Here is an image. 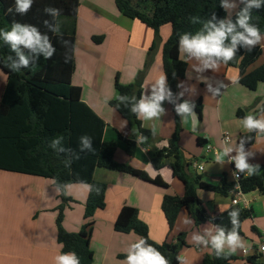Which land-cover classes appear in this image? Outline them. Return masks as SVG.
Returning a JSON list of instances; mask_svg holds the SVG:
<instances>
[{"label": "crops", "instance_id": "crops-1", "mask_svg": "<svg viewBox=\"0 0 264 264\" xmlns=\"http://www.w3.org/2000/svg\"><path fill=\"white\" fill-rule=\"evenodd\" d=\"M63 23L67 24L69 21L64 19ZM65 32L71 33L70 28ZM171 34L169 28L162 26L155 49L150 52L155 39L154 31L139 20L121 15L115 0H79L72 85L82 89V101L106 123L103 140L116 142L119 146L115 160L146 173L150 180L97 168L94 181L107 185L106 207L97 210L88 222L84 219V213L90 186L72 185L76 186L72 188L78 190L81 195L82 205L73 208L75 204L70 203L68 207L78 211L72 213L68 208L64 227L69 233H82L93 252V264H121L126 259L130 246L140 239L135 233L123 234L114 228L115 221L124 206L138 210L139 218L149 227L150 239L157 244L166 241L175 244L180 233H187V246L180 252L184 264H202L204 254L212 251L209 245L196 244L192 236L193 234L203 236L210 243L212 236L216 235L214 224L205 222L195 229L187 210L183 209L172 233L169 234L167 220L162 211V202L166 194L182 197L185 193L183 183L174 176L170 166L157 171L151 164L152 156L168 146V140L176 127L175 115L166 93L165 98L159 102L163 112L158 118L139 119L141 126L151 132V137L146 141L139 138L127 121L111 106V102L118 97L115 89L117 77L121 84L127 86H133L137 78H141L142 95L149 99L156 80L160 76L165 79L162 51ZM257 46L264 49V39L251 47ZM154 52L155 57H153ZM181 58L188 64V68L185 78L178 84L177 107L187 103L191 109L188 113L178 114L182 128L180 147L188 166L186 172L191 176H200L204 182L214 185H220L222 177H226L228 183L237 184L233 177L235 162L230 163L228 158L237 156L242 137L250 133L244 129L243 119L237 117V111L242 109L247 115L252 114L258 119L264 117V83L259 84L256 91H250L240 84L237 67L217 63L204 57L197 58L182 48ZM213 63L219 67L214 69L211 66ZM263 64L264 57H261L248 69V73ZM6 83L7 77L0 70V100ZM217 89L220 94L214 95ZM199 100H202L203 104L202 119H199L195 110ZM224 134L230 137L228 143L223 140ZM198 138L203 140L202 145L198 144ZM124 139L136 140L137 148L133 157L127 155V144ZM206 145H211L220 154L225 148H231L232 151L218 161L215 159L214 150L209 153L206 151ZM243 151L249 166H264V133L258 132L253 145L248 148L243 147ZM170 163L172 160L167 164ZM195 165H203L204 170L199 171ZM247 176L245 169V177ZM13 180L21 182L20 185L28 183L23 185L27 193L28 189L35 187L37 191L31 188L29 193L34 201L37 199L40 202L36 208L28 212L24 221L30 223L26 231L29 236L27 241H24L23 237L24 217L18 202L20 188L11 192L6 187L8 182ZM157 182L166 185L167 188L160 187ZM29 183H33V186ZM47 186L56 188L53 181L46 178L0 170V206L5 205L7 212H10L5 219L0 217V264H55V257L61 254L57 229H50L49 233H46L45 230L40 231V223L37 225L39 220L37 216L41 212L45 198L43 191ZM4 189H8L10 193L6 198H2ZM17 191L18 194L15 193ZM54 195L58 196L56 192ZM69 197L77 203L75 196ZM198 197L202 201L206 217L222 213L232 207L252 210V216L243 222L242 235L239 236L245 244V249H252L258 243L260 235L264 232V194L258 190L251 193L242 192L236 206L232 204L236 198L235 194L225 197L216 192L199 189ZM47 218L50 226L52 222L55 224L56 213H52ZM20 223L21 228L16 230L15 236L8 235L6 229ZM32 238L35 239L34 242ZM243 250L237 249L235 253L230 254L237 258L235 264H251L249 258L243 256ZM227 252L226 246L224 253ZM256 264L263 262L257 258Z\"/></svg>", "mask_w": 264, "mask_h": 264}, {"label": "trees", "instance_id": "trees-1", "mask_svg": "<svg viewBox=\"0 0 264 264\" xmlns=\"http://www.w3.org/2000/svg\"><path fill=\"white\" fill-rule=\"evenodd\" d=\"M115 1L121 15L139 20L154 31L155 39L150 52L155 49L160 28L167 24L172 27V34L163 46L162 59L165 93L175 114L176 127L168 140V146L157 151L151 158V164L157 171L170 166L174 176L185 188L182 197L166 194L163 198L162 211L167 220L169 234L172 233L180 212L185 209L195 229L205 222H211L216 228V234L223 229L227 235L233 227L229 213L236 209L239 210L237 231L242 235V224L251 218L252 210L232 207L214 216H205L206 212L198 197V190L216 192L228 197L230 194H236L237 184L228 183L226 177H222L220 185H214L204 182L200 176H191L186 172L187 164L180 147L182 128L176 108L178 84L185 78L188 68V64L181 58L182 35L187 34L188 38L192 39L197 35L207 36L214 30L212 26L218 28L221 22L225 24L231 22L235 25L238 15L247 7L249 0H234L233 2H237V11L231 18H228L226 9L231 0H151L153 10L149 13L141 11L132 0ZM78 8L79 0H33L27 14L20 15L15 11V0H0V29L10 31L14 22L36 26L41 35L49 37L50 43L56 49L50 59H44L42 52L33 54L23 45H19L20 52L29 57L30 63L27 68L20 66L18 70H13L11 65L18 63L19 57L10 44L5 43L0 37V70L7 77L0 100V170L39 176L53 181L54 186L60 191V199L67 206L76 201L65 195L66 186L89 185L90 191L84 213V219L88 222L97 210L106 207L107 185L94 181L97 168L150 180L146 173L115 160L117 143L103 140L106 123L82 101V89L72 85ZM249 16V24L258 27L260 35L264 36V0H260L259 8L253 6L249 9ZM64 19L69 23L64 24ZM60 21L63 28L58 32ZM69 28L71 33H66ZM243 31L236 26V32ZM230 45L231 35H228L224 40V46ZM261 57H264L262 47L257 46L248 51L241 42L236 45L235 58L227 63L228 66L239 69V82L250 91H256L259 84L264 83V64L248 73V69ZM204 58L223 63L222 58L215 56ZM115 89L118 97L123 96L126 99L121 101L117 97L111 102V106L127 121L130 128L136 131V135H141L144 141L148 140L151 132L141 126L140 120L131 111L133 105L141 99L142 79L137 78L133 86H127L121 84L117 77ZM152 95L153 93L149 95V99ZM202 106V100L195 105L199 119H202ZM246 115L242 109L237 111V117L240 119ZM254 118L258 119L257 116ZM257 134L258 131L254 130L244 135L241 139L244 141L243 147L253 145ZM85 140L88 141V146H85ZM124 140L127 144V155L133 157L137 148L136 140ZM198 144H203L201 138H198ZM166 160H172V163L167 164ZM157 184L167 188L160 182ZM239 185L244 193L258 190L264 194V166L259 167L258 174L243 177ZM63 221L60 210L57 218V239L61 246V254L74 253L78 264H93V252L89 242L82 233L66 232L62 228ZM114 228L119 233H135L146 239L147 243L159 250L170 264L181 263L177 257H180L181 250L187 246V233H180L175 244L167 241L157 244L150 239L149 227L139 218L138 210L130 206L121 209ZM208 245L212 251L204 254L202 264H235L237 260L235 256L227 254L225 258L223 256L225 253H222L221 257L217 258L216 250L212 248L211 243ZM248 260L251 264H256V258Z\"/></svg>", "mask_w": 264, "mask_h": 264}, {"label": "clouds", "instance_id": "clouds-1", "mask_svg": "<svg viewBox=\"0 0 264 264\" xmlns=\"http://www.w3.org/2000/svg\"><path fill=\"white\" fill-rule=\"evenodd\" d=\"M32 4L33 0H15V11L20 15H25L31 9ZM253 6L259 8L260 0H249L247 7L238 15L235 25L231 22L227 24L221 22L218 28L213 25L212 27L214 30L210 31L207 36L197 35L192 39H189L187 34H183L180 40V47L197 58L204 56H208L209 58L212 56L222 58L224 64H227L235 58L236 45L238 43L242 42L248 47V51H251V46L258 44L264 39V37L260 35L259 28L249 24V9ZM45 10L58 11L53 9ZM9 11H11V9H9ZM44 23L47 25V21ZM237 25L244 31L236 32ZM228 35H231V45L225 47L224 40ZM0 37L3 38L5 43L10 44L12 50L15 51L19 57L18 63L11 65L13 70H18L20 66L27 68L30 63L29 57L20 52L19 45H23L33 54L42 52L44 54V59H50L56 52V49L50 43L49 37L47 35H41L37 27L33 25H22L19 22H14L10 31L0 29ZM206 66L208 65L206 64ZM211 66L214 69L219 67L215 63ZM233 82L235 83V81ZM164 84L165 79L163 76H160L153 86L152 98L147 99L142 95L141 99L133 105L131 111L136 114L138 119L149 120L154 117L158 118L163 112V109L159 106V102L165 98ZM219 94V89H217L214 95ZM118 99L122 101L126 99V97L121 96L118 97ZM176 111L178 114L188 113L191 109L188 104L185 103L179 105ZM242 124L244 129L249 132L255 130L264 133V117L256 119L252 114H249L243 118ZM84 143L85 146H88L87 140H85ZM243 143L244 141L241 140L240 147L237 149L238 154L233 158L236 168L242 172L247 169L248 176H252L254 173L258 174L259 165L251 167L246 163ZM230 151H232L231 148H225L222 154H216L215 159L218 161L222 160V157L227 155ZM229 216L233 225L232 230L226 235L225 231L221 229L215 236H212L210 241L212 248L216 250L215 255L217 258L221 257L226 246L228 248L227 254L235 253L237 249H245V244L237 231L239 210H232ZM185 223H188V221H185ZM192 240L195 241L196 244H203L205 246L209 243L203 236L196 234H193ZM227 254L223 256L226 258ZM177 259L181 264H184L183 257L178 256ZM55 264H78V261L74 253L59 254L55 257ZM121 264H170V262L159 250L148 244L146 239L140 238L136 243L130 246L127 251L126 259L122 261Z\"/></svg>", "mask_w": 264, "mask_h": 264}, {"label": "rangeland", "instance_id": "rangeland-1", "mask_svg": "<svg viewBox=\"0 0 264 264\" xmlns=\"http://www.w3.org/2000/svg\"><path fill=\"white\" fill-rule=\"evenodd\" d=\"M133 3L136 5V7H138L141 11L143 12H152L153 10V3L151 0H132ZM234 0H231L229 1L230 4L228 6L227 9V12H228V18H231L235 12L237 11V2H233ZM63 24H61V21H60V25H59V30L58 32L62 31V26ZM165 27L169 28L171 30V33H172V27L170 24H167V25H164ZM163 53V51H162ZM156 54L154 52L153 54V57H155ZM163 58V56H162ZM2 73L6 76V74L2 71ZM144 74V73H143ZM175 115V114H174ZM136 132V131H135ZM117 150H119V146L117 145ZM15 180L13 181H10L8 182V184L6 185V187L12 192V190L14 189H17L18 187L20 188V196L18 197V202H19V205L21 206L22 208V216L24 217L22 219V221H26V218H27V214L30 210H33L34 208H36L38 206V204L40 202L37 201V199L34 201L33 200V197L31 196V194L29 193V190H32L34 189V191H37V189L35 187H31L30 189H28V193H27V189L23 186V185H27L28 183H23V185H20L21 182H17ZM31 184V186H33V183H29ZM72 185H82L83 184H69L68 186H66V188L64 189V193L67 197L69 196H75V198H77V203L75 202L73 205V208H77L79 207V205H82V201H81V195L78 193V190H74V188L72 187H76V186H72ZM89 186V185H88ZM18 188V189H19ZM7 189V190H8ZM6 189H4L2 191V198H6L10 193L7 191ZM55 191L56 192V195H58L57 197H55ZM16 194L19 193V191L15 192ZM43 193L45 194V198L43 199V206L41 208V212L38 214L37 216V225H39L40 223V231H44L46 233H49L50 229H54L56 230L57 229V232H58V227H57V218L59 216V211L61 210L62 211V214H63V218L65 220V214L67 213L68 211V208L69 210H71L70 207H68L67 205L63 204L62 200L60 199V191L59 189L57 188H49L47 186V189L45 191H43ZM15 196V195H14ZM71 198V197H69ZM72 199V198H71ZM54 203V204H53ZM77 209H73L71 210L72 213H77ZM56 213V222L55 224L52 222V225L50 226V223H49V219L47 217H50L52 215V213ZM2 214V215H1ZM10 212L8 213L7 212V207L5 205H1L0 206V217L1 219H5L7 215H9ZM36 218V216H35ZM29 225L30 223H27V222H24L23 223V237H24V241H27L29 236L28 234L26 233V231L28 230L29 228ZM65 224H64V221H63V224H62V228L68 232L66 229H65ZM21 228V223L19 225H12L11 228H7L6 231H8V235H12V236H15V232L16 230H19ZM4 230V229H2ZM82 230H83V227H82ZM76 234V233H75ZM77 234H80L77 233ZM49 239V236L47 238V240ZM33 242L35 239H33Z\"/></svg>", "mask_w": 264, "mask_h": 264}, {"label": "built area", "instance_id": "built-area-1", "mask_svg": "<svg viewBox=\"0 0 264 264\" xmlns=\"http://www.w3.org/2000/svg\"><path fill=\"white\" fill-rule=\"evenodd\" d=\"M139 138H141V135L139 136ZM223 140L225 143H228L230 141V137L227 134L223 135ZM214 150L215 155L218 154V152L212 148L211 145H206V151L209 153L210 151ZM228 160L230 161V163H234L233 157H229ZM197 167V169L199 171H203L204 170V166L203 165H195ZM233 177L234 180L237 183V187H236V198L232 201V204L234 206H236L239 203V199L242 195V190L240 188L239 182L243 179V177H245V170L239 171L236 167L233 170ZM242 254L244 257L246 258H258L261 259L263 264H264V232L260 235L259 237V241L258 243L252 248V249H244L242 251Z\"/></svg>", "mask_w": 264, "mask_h": 264}, {"label": "water", "instance_id": "water-1", "mask_svg": "<svg viewBox=\"0 0 264 264\" xmlns=\"http://www.w3.org/2000/svg\"><path fill=\"white\" fill-rule=\"evenodd\" d=\"M136 134V132H135ZM166 163H169V160H166ZM186 171H188V166H186Z\"/></svg>", "mask_w": 264, "mask_h": 264}]
</instances>
